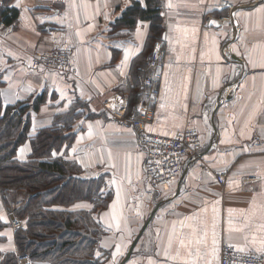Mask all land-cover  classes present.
Here are the masks:
<instances>
[{"label": "crops", "instance_id": "1", "mask_svg": "<svg viewBox=\"0 0 264 264\" xmlns=\"http://www.w3.org/2000/svg\"><path fill=\"white\" fill-rule=\"evenodd\" d=\"M135 1L139 2L74 0L76 7H70L73 0H19V7H15L18 0H0L3 106L25 105L23 119L26 122L28 118V135L59 118H66L70 124L71 145H63L52 155L75 161L83 177L103 179L109 197L105 208L95 213L105 230L99 245L108 251L103 257L95 254L102 264H110L117 243L122 247L116 264H148L149 260L183 264L168 260L164 250L170 235L191 233V228L180 221L194 215L197 219L186 220L185 225L198 227L202 235L206 224L207 249L201 246L202 251L212 246L215 219L219 253L213 264H219L224 243L244 247L242 253L264 256L249 243L253 234L260 236L257 226L264 223V69L249 62L250 58L257 62L264 58V21L258 26L255 14L264 0H156L154 8L161 18L158 33L152 31L147 19L138 18L129 27L116 25ZM225 1L234 5L232 22L222 28H203L206 13H227ZM169 2L173 7L167 6ZM140 6L144 8L145 3ZM140 21L147 27H142L138 36ZM165 34L169 39H164ZM155 37L164 41V68L147 130L173 136L195 128L202 138L201 159L184 158L178 176L158 187L147 183L145 153L135 130L113 114L124 100L126 113L135 111L145 58ZM56 46L72 48L73 74L31 66L32 56ZM125 49L135 55L129 57L121 75L117 66ZM21 148H25L23 159L19 158ZM29 154L26 140L16 148L15 157L26 161ZM220 172L227 176L222 184L216 179ZM118 190L119 200L113 209ZM90 208L89 203L79 201L68 210ZM228 209L235 210L231 214L234 227L244 222L245 214L251 216L246 232L228 231ZM11 210L10 200L0 193V215L4 217L0 219V259L7 253L15 257L19 253L16 229L9 225ZM113 214L119 220V230ZM176 247L174 243L170 255H175Z\"/></svg>", "mask_w": 264, "mask_h": 264}, {"label": "trees", "instance_id": "2", "mask_svg": "<svg viewBox=\"0 0 264 264\" xmlns=\"http://www.w3.org/2000/svg\"><path fill=\"white\" fill-rule=\"evenodd\" d=\"M144 3L142 8L139 2H132L116 25L129 27L138 18L147 19L152 31L158 33L161 18L155 9L156 0ZM18 105L3 106L0 99V193L8 188L26 192V200L14 212L22 221L14 235L18 252L28 254L33 264H102L95 256L98 251L102 257L108 253L99 245L105 230L95 216L105 208L109 197L102 177H83L75 161L52 155L72 143L66 118L28 135V118L26 122L23 119L26 107ZM26 140L30 154L26 161H19L16 148ZM79 201L89 203L91 208L68 210ZM0 264H16L14 253L3 255Z\"/></svg>", "mask_w": 264, "mask_h": 264}, {"label": "built area", "instance_id": "3", "mask_svg": "<svg viewBox=\"0 0 264 264\" xmlns=\"http://www.w3.org/2000/svg\"><path fill=\"white\" fill-rule=\"evenodd\" d=\"M224 7L227 9L224 15L215 16L212 13H206L202 20L203 28H222L230 24L232 20L230 12L234 5L230 1H225ZM158 8L161 9L162 6ZM210 21H215V23H210ZM157 45H159L158 49ZM163 50V39L156 38L145 59V72L138 87L139 99L135 104V111L130 114L126 113V100L113 110L115 117L127 122L135 130L139 144L145 153L144 175L147 183L152 187L169 184L180 173L184 158L194 156L200 160L202 149V138L195 128H186L173 136L147 130L153 118V106L159 94V81L163 75ZM71 53L72 48L70 47L56 46L32 56L30 63L35 68L41 67L73 74L74 68L70 63ZM106 104L107 101L104 100L103 105ZM201 164L204 169H209L204 162ZM226 177L225 172L216 174V179L221 184L224 183ZM248 180L252 181L253 178H248ZM4 194L12 205V210L9 212V224L11 228H20L22 221L14 215L13 211L26 200V192L19 188H8L4 190ZM16 264H32V260L28 254L18 253ZM219 264H264V256L254 252L242 253L235 247H229V244L224 243L220 250Z\"/></svg>", "mask_w": 264, "mask_h": 264}, {"label": "snow or ice", "instance_id": "4", "mask_svg": "<svg viewBox=\"0 0 264 264\" xmlns=\"http://www.w3.org/2000/svg\"><path fill=\"white\" fill-rule=\"evenodd\" d=\"M139 3L144 6V0H139ZM126 4H127V0H126ZM70 7H76L74 0L73 2L70 3L69 5ZM85 7H87V5H84ZM169 8L173 7V5L171 4V2H169V4L167 5ZM15 7H19V0L17 2V4L15 5ZM255 14H256V18H257V24L259 26V23L264 21V6H261L260 8H257L255 10ZM65 16H67V12L65 13ZM107 18V16H106ZM43 22V21H41ZM79 22V18L77 17V23ZM210 23H215V21H210ZM69 27H71V25H69ZM91 25L89 26V30L91 29ZM142 27H147V25H144L142 21L137 23V35H140V30ZM193 32L196 31V29L192 30ZM185 32H187V30L185 29ZM76 36L80 37L81 33L79 31L76 32ZM205 36L207 37V34H205ZM164 39L167 40L169 39L168 35L165 34ZM213 43H215V41H213ZM184 45L182 44V47ZM157 49L159 48V45L156 46ZM235 50V48L233 49ZM136 51L138 52L139 49H136ZM131 55H135V52H133L130 49H125L124 51V57L123 60L121 61V64L118 65V69L121 70V75H124V71H123V66L127 64V61L129 60V57ZM177 60L180 59V56L178 55ZM249 62L253 65V67H259L261 69H264V58H261V60L259 62L252 60L251 58L249 59ZM165 79L167 80V72H165ZM63 95V93H61ZM163 98V97H162ZM161 107H164V105H161ZM89 128H91V125L89 126ZM149 130L151 131L152 129L149 128ZM167 134V133H166ZM243 134V133H242ZM89 135H91V132L89 133ZM224 142V141H222ZM20 159H23V153L25 152V148H21L20 150ZM73 152L76 151L75 147H73L72 149ZM53 155L55 156L56 153L53 152ZM112 183H115V180L112 181ZM119 200V190L117 192V200L113 201V204L111 205V207L113 209H115L117 203ZM216 203H219V201H217ZM207 209H204V211H206ZM215 211V209H214ZM235 210L233 209H228L229 212V220H228V231H237V232H246V230L249 228L250 226V221H251V216L245 214L244 215V222L242 224L239 225V227H234L233 226V221L231 219V214L234 212ZM113 220L116 222V228L117 230H119L120 228V223L119 220L116 218L115 214H113ZM0 219H4V217L2 215H0ZM197 219V216H189L186 217L185 220H181L180 224L182 226H187L189 228H191V233L187 236H180V235H170L169 239H168V245L164 250V255L165 257L168 258V260H180L183 261V264H201V261L203 262V264H213V260L218 259V253H219V240L216 238L217 233L215 231V219L213 220V232H212V246L209 250L207 251H202L201 246H204L205 249H207V226L205 224V227L203 229V234H200V229L196 226L193 225H185V221L186 220H195ZM262 219H264V217H262ZM200 223H205L204 221H200ZM257 231L260 233V236L257 237L255 234L252 235L251 241L249 242L251 245L255 246L256 251L257 252H264V223H260L257 226ZM244 239L246 241H248V236L245 235ZM176 243L178 244V247H176L175 249V255H170L169 253V249H171L173 247V244ZM107 246V245H106ZM193 246H195V251H193ZM121 245L119 243L116 244V250L112 253V261L110 262V264H116V260L117 257L121 254ZM229 247H236L237 250L243 252L245 251V248L239 245H232L231 243H229ZM97 255H100L99 252H97ZM210 257V258H209ZM148 264H156V262L149 260Z\"/></svg>", "mask_w": 264, "mask_h": 264}, {"label": "water", "instance_id": "5", "mask_svg": "<svg viewBox=\"0 0 264 264\" xmlns=\"http://www.w3.org/2000/svg\"><path fill=\"white\" fill-rule=\"evenodd\" d=\"M242 7H245V6H242ZM231 15H232V13H231ZM232 18H233V17H232ZM230 57L233 58V59H235V60H237V61H239V58H238L237 56H235V55H232V54H231ZM15 111H16V110L14 109L13 112H15Z\"/></svg>", "mask_w": 264, "mask_h": 264}, {"label": "rangeland", "instance_id": "6", "mask_svg": "<svg viewBox=\"0 0 264 264\" xmlns=\"http://www.w3.org/2000/svg\"><path fill=\"white\" fill-rule=\"evenodd\" d=\"M42 263H43V264H47V263H45V262H40L39 264H42Z\"/></svg>", "mask_w": 264, "mask_h": 264}, {"label": "bare ground", "instance_id": "7", "mask_svg": "<svg viewBox=\"0 0 264 264\" xmlns=\"http://www.w3.org/2000/svg\"><path fill=\"white\" fill-rule=\"evenodd\" d=\"M159 9V8H158Z\"/></svg>", "mask_w": 264, "mask_h": 264}]
</instances>
